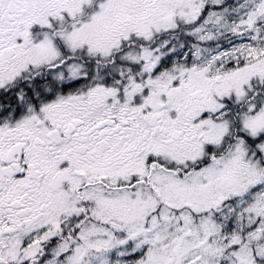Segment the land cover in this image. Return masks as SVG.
<instances>
[{
	"label": "snow or ice",
	"instance_id": "snow-or-ice-1",
	"mask_svg": "<svg viewBox=\"0 0 264 264\" xmlns=\"http://www.w3.org/2000/svg\"><path fill=\"white\" fill-rule=\"evenodd\" d=\"M0 264H264V0H0Z\"/></svg>",
	"mask_w": 264,
	"mask_h": 264
}]
</instances>
